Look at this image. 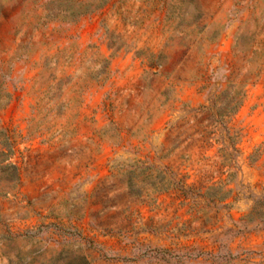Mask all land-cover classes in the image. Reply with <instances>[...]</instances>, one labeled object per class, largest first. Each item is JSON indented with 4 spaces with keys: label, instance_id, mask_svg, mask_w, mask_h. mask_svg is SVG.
I'll list each match as a JSON object with an SVG mask.
<instances>
[{
    "label": "rangeland",
    "instance_id": "obj_1",
    "mask_svg": "<svg viewBox=\"0 0 264 264\" xmlns=\"http://www.w3.org/2000/svg\"><path fill=\"white\" fill-rule=\"evenodd\" d=\"M0 264H264V0H0Z\"/></svg>",
    "mask_w": 264,
    "mask_h": 264
}]
</instances>
